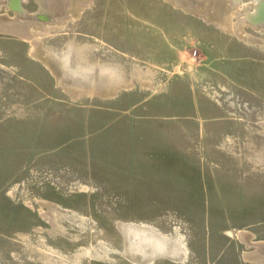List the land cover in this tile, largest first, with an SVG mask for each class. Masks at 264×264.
Returning a JSON list of instances; mask_svg holds the SVG:
<instances>
[{"label": "rangeland", "instance_id": "rangeland-1", "mask_svg": "<svg viewBox=\"0 0 264 264\" xmlns=\"http://www.w3.org/2000/svg\"><path fill=\"white\" fill-rule=\"evenodd\" d=\"M258 1L0 0V264H264Z\"/></svg>", "mask_w": 264, "mask_h": 264}, {"label": "bare ground", "instance_id": "bare-ground-1", "mask_svg": "<svg viewBox=\"0 0 264 264\" xmlns=\"http://www.w3.org/2000/svg\"><path fill=\"white\" fill-rule=\"evenodd\" d=\"M174 1H176V0H174ZM179 1H180V0H179ZM233 1L236 2L237 0H233ZM13 6H14V5H13ZM242 21H243V19H240V22H242ZM240 22H239V23H240ZM246 256H247L248 258H250L251 260H259V259L262 258V257L260 258L261 255L259 256L258 253H257V254H249V253H248V254H246ZM262 256H263V255H262Z\"/></svg>", "mask_w": 264, "mask_h": 264}, {"label": "water", "instance_id": "water-1", "mask_svg": "<svg viewBox=\"0 0 264 264\" xmlns=\"http://www.w3.org/2000/svg\"><path fill=\"white\" fill-rule=\"evenodd\" d=\"M18 5V2H16V7ZM257 13L262 12V9H264V0H259L256 4Z\"/></svg>", "mask_w": 264, "mask_h": 264}, {"label": "crops", "instance_id": "crops-1", "mask_svg": "<svg viewBox=\"0 0 264 264\" xmlns=\"http://www.w3.org/2000/svg\"><path fill=\"white\" fill-rule=\"evenodd\" d=\"M246 254H248V253H246ZM249 254H251V253H249Z\"/></svg>", "mask_w": 264, "mask_h": 264}, {"label": "built area", "instance_id": "built-area-1", "mask_svg": "<svg viewBox=\"0 0 264 264\" xmlns=\"http://www.w3.org/2000/svg\"><path fill=\"white\" fill-rule=\"evenodd\" d=\"M194 53H195V51H194Z\"/></svg>", "mask_w": 264, "mask_h": 264}]
</instances>
